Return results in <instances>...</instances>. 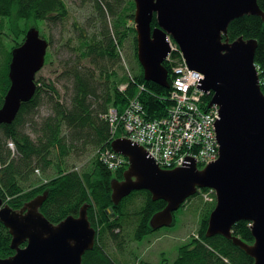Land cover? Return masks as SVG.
Instances as JSON below:
<instances>
[{"label": "water", "instance_id": "95a60500", "mask_svg": "<svg viewBox=\"0 0 264 264\" xmlns=\"http://www.w3.org/2000/svg\"><path fill=\"white\" fill-rule=\"evenodd\" d=\"M134 2L138 60L145 80L170 89L164 62L171 35L189 67L204 74L197 87L213 93L208 107L219 106L220 119L214 123L220 156L202 169L189 155L183 161L187 166L163 169L141 144L117 137L112 149L128 159L129 167L123 181L111 182L113 203L119 205L133 190L164 199L167 206L150 220L158 229L173 223L174 212L188 197L199 189H212L217 203L206 236L222 235L250 255L253 264H264V92L255 61L258 40L225 38L234 19L257 15L264 21V11L258 0ZM155 14L158 26L153 28ZM48 48V39L31 26L23 42L12 49L10 87L0 107V125L13 123L23 103L36 93V76L45 65ZM47 196L45 192L14 209L0 195V220L12 235L15 251L10 257L0 256V264H83V254L94 247L96 237L89 204L78 216L53 223L40 210ZM241 220L251 223L253 243L234 235L233 226Z\"/></svg>", "mask_w": 264, "mask_h": 264}, {"label": "trees", "instance_id": "16d2710c", "mask_svg": "<svg viewBox=\"0 0 264 264\" xmlns=\"http://www.w3.org/2000/svg\"><path fill=\"white\" fill-rule=\"evenodd\" d=\"M81 2L93 4L94 15L92 18L87 17L77 30L79 42L72 50L77 52L78 59L64 61L61 76L68 83L67 99L64 101L57 96L59 92L53 83L43 88L41 80L36 79V93L30 101L23 103L17 119L11 124L0 125V195L5 203L20 209L26 202L47 192V199L40 210L53 223H59L70 215L78 216L81 208L89 204L88 216L99 236L94 249L84 255L88 257L86 264H122L106 255L104 242L109 239L118 241V245L125 244L119 237L124 239L125 233L121 230L131 225V218H135L136 224L134 240L152 233L154 229L150 219L164 206V201L147 199L141 203L133 199L129 202L125 198L115 207L111 181L115 173L123 174L129 164L112 171L96 154L99 150L112 149L114 138L124 135L120 128L113 137L106 115L111 108L122 114L130 100L139 96L149 119L166 116L172 105L171 90L144 78V70L138 60L134 0ZM258 3L264 11V0H258ZM67 14L68 7L64 0H0V107L10 87L8 73L12 49L23 42L31 26L41 31L43 22L58 24ZM156 26L158 22L155 14L152 27ZM91 27L95 29L92 31ZM131 36L140 68L134 75L123 72V65H120V70H115V65L120 62L118 49ZM240 36L258 40L255 61L264 92L263 19L257 15L234 19L225 38L234 41ZM83 60L88 61L90 66H84ZM165 66L169 70V82L172 83L171 68L167 63ZM122 84L127 85L124 90L120 89ZM140 85H144L145 90L140 91ZM45 95H48L52 114L41 123H34L33 137L24 130V121L37 113ZM211 98L212 94L206 95L205 108H208ZM10 141L14 143L15 151L9 146ZM86 151L95 154L87 167L61 166V163L67 165L70 157H77ZM54 153H58L56 158L53 157ZM56 167H59L57 174L46 182H34L36 169L45 172ZM144 193L150 196L148 191ZM208 218L209 213L201 222L199 234L202 241L181 245L172 264H253L254 259L232 240L219 234L206 236ZM250 225L246 220L235 223L234 235L247 243H253ZM11 242L12 235L0 220L1 257L15 254Z\"/></svg>", "mask_w": 264, "mask_h": 264}, {"label": "built area", "instance_id": "2783aa9c", "mask_svg": "<svg viewBox=\"0 0 264 264\" xmlns=\"http://www.w3.org/2000/svg\"><path fill=\"white\" fill-rule=\"evenodd\" d=\"M171 50L164 63L171 68L172 83L170 99L172 105L166 116L149 119L139 96L131 99L122 114L111 109L106 118L113 136L122 128L124 137L141 144L164 169H174L183 164L186 155L196 157L199 168L216 161L220 156L215 121L220 119L219 106L205 108L206 95L198 81L204 74L191 69L178 43L168 36ZM127 85H122L124 90ZM145 90L144 85L139 86ZM209 105V103H208ZM206 111V112H204ZM15 151V145L9 142ZM99 159L110 170L124 167L128 160L113 149L99 150ZM206 195H209L208 193Z\"/></svg>", "mask_w": 264, "mask_h": 264}, {"label": "rangeland", "instance_id": "374dc122", "mask_svg": "<svg viewBox=\"0 0 264 264\" xmlns=\"http://www.w3.org/2000/svg\"><path fill=\"white\" fill-rule=\"evenodd\" d=\"M64 2L68 7V14L64 20L58 24L43 22L41 25V35L50 41L51 46L48 49L46 56V60L48 61L37 73L36 79L41 80L40 85H43V88H48L47 86L53 83L59 92V95L57 96L65 101L69 89L67 81H64L61 76V73L64 70V61L67 59H78L77 52L72 50V47L79 42L77 40L79 35L77 30L79 31L87 17H93L94 6L90 2H81V0H64ZM94 29V27H91L92 31ZM118 52L120 54V62H116L117 65H115V70H120V65H123V72H126L129 75L136 74L140 68L135 56L132 36L127 38L124 45L118 49ZM82 63L84 66H90L89 62L86 60H83ZM210 93L213 95L212 92ZM51 114L52 107L48 100V95H45V98L42 100V105L39 107L37 113L34 114L31 119L25 118L24 130L31 136L35 137L34 123H41ZM57 155L58 153H54L53 157L56 158ZM94 155L95 154L92 151H86L77 155V157H70L67 165L61 163V166L63 168L76 167L81 169L90 164L91 158ZM58 169L59 167L51 168L45 172L42 169H36L35 174L33 175V180L35 183H40L42 181L46 182L49 178L57 174ZM206 197L209 199L207 195ZM187 209L189 210L190 208ZM199 211H201V209L196 210V214ZM186 212V214H182L181 211L177 212L178 220L173 226L163 227L157 231H153L151 234L144 237L145 239L143 241H140L141 239L139 241L134 240L136 224L134 223L135 218H131V225H128L127 228L121 230L122 233H125L123 237L124 239L119 237L120 241L124 240V243H126L125 246L119 247V249L124 252H116L113 244H111V240L108 239L110 241L108 243L110 250L116 252L118 256L124 259L122 264H142L145 261L160 263L163 258L173 262L178 256V251L181 245L189 241L194 234H197L200 231L201 223L196 219V215L193 216L188 213V211ZM117 231L119 230H116V232Z\"/></svg>", "mask_w": 264, "mask_h": 264}, {"label": "flooded vegetation", "instance_id": "af4514ba", "mask_svg": "<svg viewBox=\"0 0 264 264\" xmlns=\"http://www.w3.org/2000/svg\"><path fill=\"white\" fill-rule=\"evenodd\" d=\"M50 46H51V43H50V41H49V48H50ZM48 48V49H49ZM47 61L48 60H46V62L45 63H47ZM45 66V65H44ZM127 168H128V166H127ZM127 168L125 169V171L127 170ZM125 171L123 172V174H114V176H113V179L112 180H115V179H117V180H120V181H123L124 179H125V175H124V173H125ZM112 182V181H111ZM140 192H141V194H140V196H139V200H140V202L141 203H143V202H145L147 199H151L152 198V194L150 193V196H148V195H145V191L146 190H139ZM143 191V192H142ZM209 194V200L210 201H206L205 200V196H206V194ZM122 203V202H121ZM120 203V204H121ZM216 203H217V196H216V193H215V191H211V190H204V189H201V190H198L197 191V193H195L193 196H191L188 200H187V202L185 203V205L178 211V212H180L181 211V213L183 214V213H187L186 211H188V213H190L191 215H193V216H195L196 215V219L197 220H199L200 221V223L202 222V220H203V218H204V216L205 215H207L208 213H209V217H210V214H211V212L213 211V209L215 208V206H216ZM119 204V205H120ZM115 205V204H114ZM119 205H115V207H118ZM165 202H164V207H165ZM187 208H190L189 210L187 209ZM186 209V210H185ZM192 209V210H191ZM198 209H201V211H199L197 214H196V210H198ZM161 210V209H160ZM160 210H158V211H160ZM157 211V212H158ZM152 218V217H151ZM151 220V219H150ZM177 220H178V218H177V212H175L174 213V220H173V223L170 225V226H166V227H171V226H173L176 222H177ZM208 222H209V218H208ZM161 228H163V227H161ZM161 228H158V229H154V231H157V230H159V229H161ZM200 229H201V224H200ZM199 229V230H200ZM206 231H207V229H206ZM151 234V233H150ZM149 235V234H148ZM99 236V234H98V232H97V230H96V237H95V243H96V239H97V237ZM147 236V235H146ZM145 236V237H146ZM213 237V236H212ZM145 238H142L140 241H143ZM139 241V240H138ZM198 241H202V239H201V236H200V234H199V232L197 233V234H194V236H192L190 239H189V241H187V242H185L184 244H188V243H197ZM110 241H108V240H106L105 242H104V246H103V249H104V251H105V253H106V255L112 260V261H121V262H123L124 261V259L122 258V257H120V256H118L117 254H116V252H118V253H122V252H124V251H121L120 249H119V247L120 246H125L126 245V243L125 244H122V245H118V241H114V240H112L111 241V244H113V247H114V249H115V251L116 252H114V251H111L110 250V246L108 245V243H109ZM183 245V244H182ZM98 246L99 247H101L102 246V244H98ZM94 247H95V244H94ZM94 247L92 248V249H90V250H93L94 249ZM87 251H89V250H87ZM86 251V252H87ZM86 254V253H85ZM84 254V255H85ZM174 262V261H173ZM173 262H171V261H169L168 259H166V258H163L162 259V261L160 262V263H151V262H148V261H145V262H143L142 264H172ZM86 263H88V257H86V256H84V263L83 264H86Z\"/></svg>", "mask_w": 264, "mask_h": 264}, {"label": "bare ground", "instance_id": "6f19581e", "mask_svg": "<svg viewBox=\"0 0 264 264\" xmlns=\"http://www.w3.org/2000/svg\"><path fill=\"white\" fill-rule=\"evenodd\" d=\"M122 85H126V84H122ZM131 101V100H130ZM208 165V164H207ZM206 165V166H207ZM162 168V167H161ZM164 169V168H163ZM199 190H201V189H199ZM209 190H211V191H213L212 189H209ZM147 191V190H146ZM149 192V191H148ZM140 194H141V192L139 191V190H133L128 196H126V197H124L122 200H121V202H123V200L125 199V198H128V200H129V202L133 199V200H135V202H140V198H139V196H140ZM193 196V195H192ZM208 197H209V195H207ZM191 197V196H190ZM190 197H188L182 204H181V206H180V208L178 209V210H176L175 212H178L184 205H185V203L187 202V200L190 198ZM130 198V199H129ZM153 201H164L165 202V207L167 206V202L164 200V199H158V200H154L153 199V197L151 198ZM210 199V198H209ZM206 196H205V200L206 201H210ZM164 206L161 208V210H163L164 208H165ZM89 208V207H88ZM174 212V213H175ZM25 245V244H24ZM86 253V252H85ZM84 253V254H85ZM84 254H83V263H84Z\"/></svg>", "mask_w": 264, "mask_h": 264}, {"label": "crops", "instance_id": "0c3cea01", "mask_svg": "<svg viewBox=\"0 0 264 264\" xmlns=\"http://www.w3.org/2000/svg\"><path fill=\"white\" fill-rule=\"evenodd\" d=\"M111 109H113V108H111ZM115 109V108H114ZM110 128H111V126H110ZM97 153V152H96ZM37 170H39V169H37Z\"/></svg>", "mask_w": 264, "mask_h": 264}]
</instances>
